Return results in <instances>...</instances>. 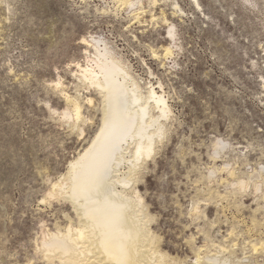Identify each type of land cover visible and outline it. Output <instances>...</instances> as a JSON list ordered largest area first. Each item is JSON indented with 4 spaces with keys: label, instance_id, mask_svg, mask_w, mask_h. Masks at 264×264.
Listing matches in <instances>:
<instances>
[{
    "label": "rangeland",
    "instance_id": "rangeland-1",
    "mask_svg": "<svg viewBox=\"0 0 264 264\" xmlns=\"http://www.w3.org/2000/svg\"><path fill=\"white\" fill-rule=\"evenodd\" d=\"M131 1L0 0V264H64L43 240L82 225L66 194H53L101 124L100 94L78 80L94 37L172 108L137 175L152 239L141 254L264 264V186L231 184L264 166V0ZM65 95L82 101L83 136L62 117ZM224 163L234 177L211 174Z\"/></svg>",
    "mask_w": 264,
    "mask_h": 264
},
{
    "label": "bare ground",
    "instance_id": "bare-ground-1",
    "mask_svg": "<svg viewBox=\"0 0 264 264\" xmlns=\"http://www.w3.org/2000/svg\"><path fill=\"white\" fill-rule=\"evenodd\" d=\"M149 1L156 3V0ZM193 1L200 7L198 0ZM170 35L175 36L172 30ZM92 40L84 39L94 52L87 50L88 62L78 63V80L100 94L101 124L88 145L70 161L67 173L55 185L53 194H66L82 225L74 230L70 224L65 232L53 233L48 240H43L44 250L47 255L59 254L64 264H165V253L157 249L149 248L146 257L141 254L148 251L152 239L140 209L145 206L137 187V175L152 160L158 144L166 136V122L172 108L164 90L157 91L159 87L150 82L143 91L140 82L109 44L97 37ZM164 50L165 58L173 55L171 47L165 46ZM160 88L163 89L161 84ZM65 96L72 109L63 112L62 117L73 122L83 136L85 131L79 127V122L84 120L82 101L78 95ZM85 102L94 104L92 97ZM225 144L222 139L217 140L215 160ZM230 164L218 166L211 174L221 170L235 175ZM258 166L246 178L239 177L232 182V186L247 189L253 185L260 191L264 186V166ZM158 253L161 260L157 258ZM200 259L198 255L197 264ZM207 260V264H216V259Z\"/></svg>",
    "mask_w": 264,
    "mask_h": 264
}]
</instances>
